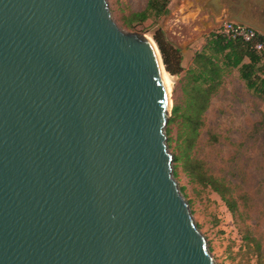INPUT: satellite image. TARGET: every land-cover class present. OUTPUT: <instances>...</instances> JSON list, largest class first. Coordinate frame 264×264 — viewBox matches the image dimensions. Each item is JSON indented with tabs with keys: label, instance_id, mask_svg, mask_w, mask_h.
Returning a JSON list of instances; mask_svg holds the SVG:
<instances>
[{
	"label": "water",
	"instance_id": "95a60500",
	"mask_svg": "<svg viewBox=\"0 0 264 264\" xmlns=\"http://www.w3.org/2000/svg\"><path fill=\"white\" fill-rule=\"evenodd\" d=\"M264 37V0H223ZM156 44L107 0H0V264H215L174 177Z\"/></svg>",
	"mask_w": 264,
	"mask_h": 264
},
{
	"label": "rangeland",
	"instance_id": "374dc122",
	"mask_svg": "<svg viewBox=\"0 0 264 264\" xmlns=\"http://www.w3.org/2000/svg\"><path fill=\"white\" fill-rule=\"evenodd\" d=\"M147 1L107 0L121 30L140 33L155 43L163 17H150L132 28L126 25V19L144 10ZM218 30L214 28L208 36L219 34ZM195 35L185 41L191 54L203 45L201 36ZM184 66L179 76L166 72L171 79V112L173 108L202 110L188 151L184 150L189 129L182 118L168 127L169 151L181 158L185 152L207 176L220 181L228 189L232 207L210 187L191 181L180 162L173 163L175 180L215 264H264V100L246 89L235 69L224 72L220 84L204 89L186 74L191 68L189 57Z\"/></svg>",
	"mask_w": 264,
	"mask_h": 264
},
{
	"label": "trees",
	"instance_id": "16d2710c",
	"mask_svg": "<svg viewBox=\"0 0 264 264\" xmlns=\"http://www.w3.org/2000/svg\"><path fill=\"white\" fill-rule=\"evenodd\" d=\"M171 1L148 0L144 10L133 13L126 19V25L132 28L134 25L144 23L150 17H164L169 12L168 6ZM154 41L166 72L172 76H179L184 71L180 49L166 38L165 33L160 28L154 34ZM259 42H264V37L257 36L254 41L246 42L239 38L229 39L221 34H211L205 39L202 48L194 54L191 68L186 71V74L190 81L206 89L220 84L224 72L235 69L246 89L257 98L264 100V50L255 49V45ZM207 91L204 90V92ZM201 110L196 113L187 109H172L166 135L170 132L168 127L174 124L178 118H182L184 127L189 129L188 142H186L188 145L184 150L185 152L192 145ZM185 152L182 154V158L174 156L176 165L180 162L191 181L210 187L228 207H232L230 200L226 197L228 189L217 179L207 176L202 168L198 164H194ZM174 176H176L175 172Z\"/></svg>",
	"mask_w": 264,
	"mask_h": 264
},
{
	"label": "crops",
	"instance_id": "0c3cea01",
	"mask_svg": "<svg viewBox=\"0 0 264 264\" xmlns=\"http://www.w3.org/2000/svg\"><path fill=\"white\" fill-rule=\"evenodd\" d=\"M168 10V14L162 18L160 29L166 38L180 49L184 69L186 59L189 57L192 64L195 54L188 51L185 44L187 38L195 33L196 37L201 36L204 45L208 34L215 28V23L226 20L227 10L223 7V0H172ZM199 40L196 38L195 42Z\"/></svg>",
	"mask_w": 264,
	"mask_h": 264
},
{
	"label": "built area",
	"instance_id": "2783aa9c",
	"mask_svg": "<svg viewBox=\"0 0 264 264\" xmlns=\"http://www.w3.org/2000/svg\"><path fill=\"white\" fill-rule=\"evenodd\" d=\"M218 33L229 39L239 38L246 42L254 41L257 36H261L259 33L244 25L228 21L224 22L223 25L219 27ZM255 49L258 51L264 50V42L257 43Z\"/></svg>",
	"mask_w": 264,
	"mask_h": 264
},
{
	"label": "bare ground",
	"instance_id": "6f19581e",
	"mask_svg": "<svg viewBox=\"0 0 264 264\" xmlns=\"http://www.w3.org/2000/svg\"><path fill=\"white\" fill-rule=\"evenodd\" d=\"M163 79L165 81V84L167 86L168 92L170 94L171 91V79L169 78L168 74L166 72L163 71Z\"/></svg>",
	"mask_w": 264,
	"mask_h": 264
},
{
	"label": "flooded vegetation",
	"instance_id": "af4514ba",
	"mask_svg": "<svg viewBox=\"0 0 264 264\" xmlns=\"http://www.w3.org/2000/svg\"><path fill=\"white\" fill-rule=\"evenodd\" d=\"M226 22V20H219L215 23V28L217 27H221L223 25V23Z\"/></svg>",
	"mask_w": 264,
	"mask_h": 264
}]
</instances>
